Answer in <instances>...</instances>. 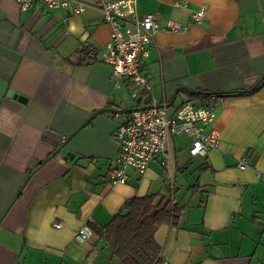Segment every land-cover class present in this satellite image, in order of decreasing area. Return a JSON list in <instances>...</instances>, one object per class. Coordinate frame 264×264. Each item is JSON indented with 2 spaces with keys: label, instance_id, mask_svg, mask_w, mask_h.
Segmentation results:
<instances>
[{
  "label": "crops",
  "instance_id": "obj_1",
  "mask_svg": "<svg viewBox=\"0 0 264 264\" xmlns=\"http://www.w3.org/2000/svg\"><path fill=\"white\" fill-rule=\"evenodd\" d=\"M82 1L86 10L69 15L0 0V264H121L104 233L92 227L79 242L76 232L106 226L129 199L147 194L184 208L179 225L155 233L159 264H264V183L257 176L264 168V0H134L140 15L186 26L154 35L144 60L151 95L134 104L109 65L82 59V50L103 48L111 34L100 0ZM178 88L169 114L187 100L213 106L211 94L224 97L213 123L218 145L192 157L191 139L172 136L170 168L151 162L144 174L129 169L126 183H112L119 153L113 133L126 114L90 117L151 105L152 98L168 105ZM242 157L244 170L237 167Z\"/></svg>",
  "mask_w": 264,
  "mask_h": 264
},
{
  "label": "built area",
  "instance_id": "obj_2",
  "mask_svg": "<svg viewBox=\"0 0 264 264\" xmlns=\"http://www.w3.org/2000/svg\"><path fill=\"white\" fill-rule=\"evenodd\" d=\"M21 11H27L36 5L49 9L66 10L68 14L83 13L88 4L82 0H14ZM104 22L111 27L109 41L101 48L88 47L90 57H98L113 70L116 87L128 88L127 97L131 100L148 99L151 85L144 73V60L149 56V48L154 35L161 30L180 31L186 26L180 22L169 21L162 25L153 14L140 15L134 0H100L96 3ZM206 9L202 7L193 15V19L202 22ZM213 106L196 105L184 101L173 114L166 107H158L153 100L149 109L137 110L124 116L123 122L114 131L119 143V153L109 175L112 183H126L129 169L144 174L151 162L159 161L165 168L171 166L169 141L172 136L186 135L191 139L189 149L192 157L205 155L215 148L219 141V131L214 128L218 107L224 105L222 95L211 94ZM247 157H242L237 167L246 169ZM257 176L264 183V168ZM60 228L61 223H55ZM94 234L90 224L81 227L75 239L87 241Z\"/></svg>",
  "mask_w": 264,
  "mask_h": 264
},
{
  "label": "trees",
  "instance_id": "obj_3",
  "mask_svg": "<svg viewBox=\"0 0 264 264\" xmlns=\"http://www.w3.org/2000/svg\"><path fill=\"white\" fill-rule=\"evenodd\" d=\"M81 54L83 60L89 57L86 50H82ZM84 62L81 60L79 64ZM158 196L132 197L109 224L102 228L91 225L96 232L105 234L121 264H159L162 261V249L155 233L163 224L179 225L184 208L173 203L171 197Z\"/></svg>",
  "mask_w": 264,
  "mask_h": 264
},
{
  "label": "water",
  "instance_id": "obj_4",
  "mask_svg": "<svg viewBox=\"0 0 264 264\" xmlns=\"http://www.w3.org/2000/svg\"><path fill=\"white\" fill-rule=\"evenodd\" d=\"M264 79V74H263V77L261 78V80H263ZM179 90H180V88H178L175 92H174V94L172 95V98H171V101H170V103L168 104V105H157L158 107H169L172 103H173V101L176 99V97H177V95H178V93H179ZM194 92H196V93H204V94H207V92H202V91H194ZM138 100H140V99H138ZM140 102V101H139ZM153 106H151V105H145V106H135V107H129V108H124V109H118V108H114V107H110V108H106V109H101V110H98V111H96V113H94L91 117H90V119H92L94 116H96V115H98V114H100V113H102V112H114V113H119V114H129V113H132V112H134V111H137V110H144V109H149V108H152ZM89 119V120H90ZM88 122V121H87ZM61 148H63V145L62 146H60L55 152H53L52 153V155L48 158V159H46L42 164H45L46 162H48ZM66 159H68L69 157L68 156H66L65 157ZM71 159L73 158V157H70ZM30 175L27 177V181L30 179ZM26 181V182H27ZM22 193V189L19 191V193L16 195V197H15V199H14V201L20 196V194ZM13 201V202H14ZM11 204H13V203H11Z\"/></svg>",
  "mask_w": 264,
  "mask_h": 264
},
{
  "label": "rangeland",
  "instance_id": "obj_5",
  "mask_svg": "<svg viewBox=\"0 0 264 264\" xmlns=\"http://www.w3.org/2000/svg\"><path fill=\"white\" fill-rule=\"evenodd\" d=\"M131 103H133V104H134V101H133V100H131ZM131 103H130V104H131Z\"/></svg>",
  "mask_w": 264,
  "mask_h": 264
}]
</instances>
